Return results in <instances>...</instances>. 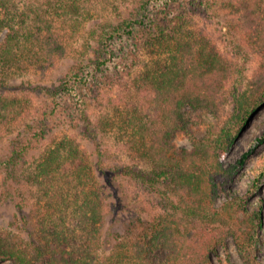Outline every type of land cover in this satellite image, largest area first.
<instances>
[{
    "label": "trees",
    "instance_id": "obj_1",
    "mask_svg": "<svg viewBox=\"0 0 264 264\" xmlns=\"http://www.w3.org/2000/svg\"><path fill=\"white\" fill-rule=\"evenodd\" d=\"M83 1L0 0V140L3 129L10 130L21 118L31 115L34 122L13 142L0 168L7 179H17L18 169L28 167L30 184L38 191L33 229L22 217L21 233L0 230V260L213 264V254L232 236L243 263H254L260 219L236 198L216 204L264 143L263 131L234 163L225 165L223 157L264 98V0H222L223 7L233 9L249 49L262 57L246 89L234 80L228 106L224 90L235 67L203 32L191 27L194 15L204 13L203 6L185 2L181 7L178 0H142L131 17L106 22L92 33L95 45L86 62L71 68L57 86L42 88L52 100L46 109H33L26 94H6L2 87L19 88L4 76L20 69H50L65 54V37L90 17ZM144 50L150 58L141 67L139 53ZM115 88L127 95L123 104L114 105L119 120L113 121L116 115L109 110L95 120L88 110L90 97L96 94L101 102L104 91ZM78 89L86 92L79 95ZM62 93L73 94L79 105L73 127L95 143L98 129L118 128L129 157L139 165L107 164L99 145L94 162L65 134L33 156L54 132L51 121ZM186 107L212 115L202 137L189 129ZM178 134L189 138L191 148L175 144ZM117 177L150 190L162 201L163 212L151 221L131 222L127 234L119 233L110 245L109 232H103L106 190L115 186Z\"/></svg>",
    "mask_w": 264,
    "mask_h": 264
},
{
    "label": "rangeland",
    "instance_id": "obj_2",
    "mask_svg": "<svg viewBox=\"0 0 264 264\" xmlns=\"http://www.w3.org/2000/svg\"><path fill=\"white\" fill-rule=\"evenodd\" d=\"M83 2H87L91 11L90 17L81 20V24L76 26L77 29L72 36L65 37V54L58 57L50 69H20L4 76L3 78L8 84L19 88L2 87V90L8 92L6 94L20 96L26 94L34 104L33 109H46L48 105H51L52 100L42 88L57 86L71 68L86 62L87 58L92 55L90 46L95 45V35L101 30V26L106 22H119L124 18L131 17L139 8L142 0H84ZM185 2L195 3L194 6L200 4L203 6L204 13L197 14L198 16L194 15V23L191 27L195 31L203 32L206 39L214 43L222 55L235 67L234 76L224 90L228 106L234 82L238 79L241 82L240 89H246L262 57L249 49L240 32V25L233 9L223 7L222 0H178L177 4L184 7ZM58 29L59 27L56 28L57 32H59ZM95 31V35L92 34ZM139 55L142 67L150 57L145 50ZM89 71L93 72L92 69ZM78 90L79 95H84L86 92ZM104 93L101 102L95 98L96 94L91 96L94 99L90 97L89 114L98 120L105 110H109L110 115H116L112 117V120L116 122L119 120L120 114L115 111L114 105L123 104L122 100H125L127 95L119 88L107 90ZM58 101L59 110L51 121L54 132L50 134V139L46 140V143L43 141L40 144L39 149L33 152V156L42 154L46 144L53 143L54 139L65 134L73 136L79 145L91 155L94 162L98 145L105 154L104 162L107 164L136 162L129 157L128 150L122 143L123 139L125 140L122 131L115 127L111 132L98 129L95 143L83 136L78 128L73 127L75 126L74 118L79 108L76 97L73 94L62 93L58 97ZM183 114L189 122V129L193 136L202 137L206 132V125L212 120V115L190 107H186ZM33 123L32 117L29 115V117L21 118L10 130L3 129L0 140V160L7 159L13 142L21 139L27 133L28 126ZM263 131L264 98L258 111L250 117L249 123L242 129L229 152L223 157L225 165L234 163L244 151L254 144L255 139L261 136ZM174 142L178 147L191 148V142L184 134H178ZM135 164L139 165L137 162ZM29 172L28 167H20L16 174L17 179H7L6 172L0 168L1 231L21 233L22 227H24L22 217L28 221L29 229L34 227L38 191L36 186L30 184ZM98 177L100 181H103L99 173ZM234 198L240 200L246 212L252 213L260 219L259 235L255 245L256 261L252 264H264V143L256 149L246 161L243 169L222 190L216 205L222 206ZM161 203L160 198L136 181L127 177H117L115 186L106 190V216L103 232L106 234L109 232L107 237L110 239V245L114 244L119 233L126 232L125 234H127L129 228H132L131 222L138 224L139 221H151L155 215L163 212ZM232 228L235 226L233 225ZM0 264L12 263L10 260H0ZM213 264H244L232 236L227 238L225 246L220 247L217 253L213 254Z\"/></svg>",
    "mask_w": 264,
    "mask_h": 264
}]
</instances>
